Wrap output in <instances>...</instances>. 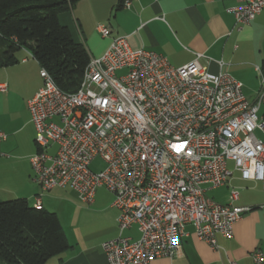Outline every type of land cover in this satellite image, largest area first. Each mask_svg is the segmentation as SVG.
Listing matches in <instances>:
<instances>
[{"label":"built area","instance_id":"built-area-1","mask_svg":"<svg viewBox=\"0 0 264 264\" xmlns=\"http://www.w3.org/2000/svg\"><path fill=\"white\" fill-rule=\"evenodd\" d=\"M235 1L229 11L239 25L264 7V0ZM131 2L122 0L121 6ZM98 32L110 33L104 25ZM202 58L197 54L175 67L118 36L102 55L89 56L74 92L61 90L39 69L43 84L27 100L35 128L32 180L42 190L68 187L85 205L99 187L112 194L118 236L101 243L108 264L171 257L189 225L216 251V235L231 237L234 223L251 207L235 204L236 188H229L223 204L206 191L225 185L233 170L264 189V73L258 69L260 89L250 101L224 62L217 61L220 69L213 73ZM51 144L54 154L47 151ZM96 156L106 166L92 172L88 165ZM32 206L40 208V198ZM133 225L136 240L122 235ZM250 258L251 264H264V251L255 248Z\"/></svg>","mask_w":264,"mask_h":264},{"label":"crops","instance_id":"crops-1","mask_svg":"<svg viewBox=\"0 0 264 264\" xmlns=\"http://www.w3.org/2000/svg\"><path fill=\"white\" fill-rule=\"evenodd\" d=\"M119 3L78 0L59 12L58 20L92 57L102 55L114 37L125 36L131 48L159 53L175 67L201 54L200 63L216 73L220 69L217 61H222L225 70L241 83L246 98L255 99L261 84L258 69L264 62V7L249 24L239 25L229 11L237 4L235 0H132L129 8ZM100 25L109 29V36H101ZM15 56L16 63L0 67V87H4L0 88V133L5 136L0 139V200L25 198L32 206L40 198L44 209L56 213L69 247L45 264H108L101 243L118 236L112 194L99 187L90 204L73 197L59 208L55 203L59 190L68 187L42 190L32 180L35 128L27 100L43 81L39 63L27 51L20 50ZM55 150L51 144L47 151L54 154ZM231 187L239 191L235 204L251 207L234 223L231 237L217 234L215 251L189 225L177 254L155 258L149 264H251L250 253L255 248L264 251V189L260 181L241 179L233 170L225 185L207 190L206 195L220 191L217 195L223 204ZM122 235L136 240L139 232L133 225Z\"/></svg>","mask_w":264,"mask_h":264},{"label":"trees","instance_id":"trees-1","mask_svg":"<svg viewBox=\"0 0 264 264\" xmlns=\"http://www.w3.org/2000/svg\"><path fill=\"white\" fill-rule=\"evenodd\" d=\"M77 1L0 0V67L16 63V53L24 50L61 90L76 91L90 55L59 22L58 13ZM68 247L56 213L35 208L25 198L0 200V264H45Z\"/></svg>","mask_w":264,"mask_h":264},{"label":"rangeland","instance_id":"rangeland-1","mask_svg":"<svg viewBox=\"0 0 264 264\" xmlns=\"http://www.w3.org/2000/svg\"><path fill=\"white\" fill-rule=\"evenodd\" d=\"M263 110H264V107L262 106L261 109H260V113L261 114H262ZM257 136L260 137V134L258 132H257ZM232 165H231L230 162L228 163V166H229L230 169H232ZM105 166H106V163L104 162V160H102V158L100 156H96L90 161V163L88 165V168L92 172H99V171H102L105 168ZM59 191H60V193H59L58 196L60 197V199H58V200L56 199V201H55L56 205L58 204L59 208L63 207L64 201L66 200V198L72 199L73 197H77L76 193L73 190L69 189V188H64V189L59 190ZM219 192L220 191H218V190L210 191V192L207 193V195L209 197L214 196V198H216L215 201L219 202V201H221V200H219L220 198L217 195ZM52 206H54V205H52ZM59 214H62V211Z\"/></svg>","mask_w":264,"mask_h":264}]
</instances>
